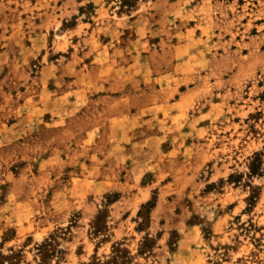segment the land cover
I'll use <instances>...</instances> for the list:
<instances>
[{
    "label": "rangeland",
    "instance_id": "rangeland-1",
    "mask_svg": "<svg viewBox=\"0 0 264 264\" xmlns=\"http://www.w3.org/2000/svg\"><path fill=\"white\" fill-rule=\"evenodd\" d=\"M0 264H264V0H0Z\"/></svg>",
    "mask_w": 264,
    "mask_h": 264
}]
</instances>
